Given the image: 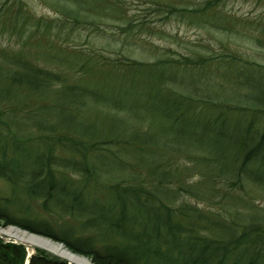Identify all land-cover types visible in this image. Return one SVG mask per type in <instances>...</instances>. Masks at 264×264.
<instances>
[{
    "label": "trees",
    "instance_id": "1",
    "mask_svg": "<svg viewBox=\"0 0 264 264\" xmlns=\"http://www.w3.org/2000/svg\"><path fill=\"white\" fill-rule=\"evenodd\" d=\"M40 1L53 14L0 0V35L17 43L0 46L3 224L95 264H264V62L227 46L155 60L98 49L89 33L119 43L155 25L129 0ZM179 1L136 3L236 29L223 0ZM169 127L185 134L162 141ZM28 253L0 237V264H68Z\"/></svg>",
    "mask_w": 264,
    "mask_h": 264
},
{
    "label": "rangeland",
    "instance_id": "2",
    "mask_svg": "<svg viewBox=\"0 0 264 264\" xmlns=\"http://www.w3.org/2000/svg\"><path fill=\"white\" fill-rule=\"evenodd\" d=\"M183 1L184 0H181L179 2ZM191 1L194 3L197 2V0ZM29 2L31 5L30 9L36 11L37 13L53 14V9L40 0H29ZM129 2L131 11H137L140 9L139 12L133 13L135 17L145 15L146 18L152 20L151 22L154 23L155 27L149 32H138L135 38H120L121 42L119 43H117L118 40L116 41L112 38H109V36L89 33L88 35L90 36L93 45H95L98 49L109 48L110 50H115V48H120L121 50L122 48L123 53H129L135 58L155 60L158 56H160V52L163 49L167 50L168 52L170 51V54H175L176 51L187 54L193 50L201 52L205 55L210 54L218 57L222 55L225 52V49L228 47V50L232 51L235 55H241L252 60L264 62V0H223L220 4H222L224 9H228L232 17H235L234 19L236 27V29L231 28L230 30L226 28L225 31L219 30L216 25L211 23L198 25L189 18H184L183 20L177 18L162 20L161 16L156 15L155 12L148 13L146 12L148 10L141 9L139 2L136 3V0H129ZM188 2L189 3L187 4L191 5V2ZM82 31V36H84L85 33H88L87 29ZM76 38L81 39L79 37ZM149 41H151V44H153L152 46L149 45ZM9 42L11 44H17L13 38L8 41L6 36L0 35V46L6 45ZM70 45L72 46V43ZM224 83H226V81ZM226 86L227 85H224L220 88L216 83L211 84L212 92L210 90L209 91L213 95L216 93L225 96H234V93L227 89ZM146 93L151 97L150 99L152 100L145 101L149 106L155 99L158 100L155 94L152 95L148 92ZM56 114L60 115L61 111L58 110ZM155 129L156 127L154 130ZM183 134L185 133H181L176 127H169L166 134H158V137L162 141H170L175 138H182L181 135ZM9 187L10 184L4 179L0 178V191L3 193H8L10 191ZM85 202L86 205L91 204V201L89 200H86ZM258 203L264 204V201L259 198ZM0 226L7 227L9 224L4 225L3 220L0 219ZM2 238L8 241L22 243L11 237L3 236ZM36 249H34V251ZM27 250L31 251L28 248ZM84 256L89 259V264H95L88 256ZM68 264L76 263L68 261Z\"/></svg>",
    "mask_w": 264,
    "mask_h": 264
},
{
    "label": "bare ground",
    "instance_id": "3",
    "mask_svg": "<svg viewBox=\"0 0 264 264\" xmlns=\"http://www.w3.org/2000/svg\"><path fill=\"white\" fill-rule=\"evenodd\" d=\"M0 234L24 242L27 245L36 244L43 246L65 257L69 262L89 264V259L87 257L70 250L63 243L55 241L47 236L30 233L27 229L16 225H9L7 227L0 226Z\"/></svg>",
    "mask_w": 264,
    "mask_h": 264
},
{
    "label": "water",
    "instance_id": "4",
    "mask_svg": "<svg viewBox=\"0 0 264 264\" xmlns=\"http://www.w3.org/2000/svg\"><path fill=\"white\" fill-rule=\"evenodd\" d=\"M9 225H15V224H9ZM16 226H18V225H16ZM18 227H20V226H18ZM28 231H30V230H28ZM30 233H35V234H38V235H42V234H39V233H36V232H33V231H30ZM0 236H4L3 234H0ZM42 236H44V235H42ZM5 237V236H4ZM50 238V237H49ZM52 239V238H51ZM19 242H21V241H19ZM23 244H25L24 242H22ZM61 243H63V242H61ZM64 244V243H63ZM26 245V247L29 249V250H31V251H29V254L30 253H32L33 251H34V249H36V248H43V249H46V250H48V251H50V252H53V253H55V254H57L56 252H54V251H52V250H50V249H47V248H45V247H43V246H40V245H36V244H33V245H27V244H25ZM57 255H59V254H57ZM59 256H61V255H59ZM61 257H63V256H61ZM63 258H65V257H63ZM66 259V258H65ZM76 264H79V263H76Z\"/></svg>",
    "mask_w": 264,
    "mask_h": 264
}]
</instances>
